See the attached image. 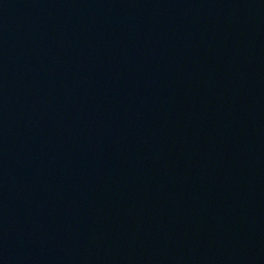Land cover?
Here are the masks:
<instances>
[{"label": "water", "instance_id": "obj_1", "mask_svg": "<svg viewBox=\"0 0 264 264\" xmlns=\"http://www.w3.org/2000/svg\"><path fill=\"white\" fill-rule=\"evenodd\" d=\"M170 264H264V0H169Z\"/></svg>", "mask_w": 264, "mask_h": 264}]
</instances>
